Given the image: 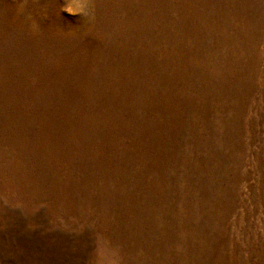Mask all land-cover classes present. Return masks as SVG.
<instances>
[{"label": "rangeland", "instance_id": "obj_1", "mask_svg": "<svg viewBox=\"0 0 264 264\" xmlns=\"http://www.w3.org/2000/svg\"><path fill=\"white\" fill-rule=\"evenodd\" d=\"M0 264H264V0H0Z\"/></svg>", "mask_w": 264, "mask_h": 264}]
</instances>
